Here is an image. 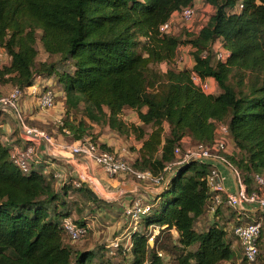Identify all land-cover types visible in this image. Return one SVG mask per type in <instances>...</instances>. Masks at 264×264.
Instances as JSON below:
<instances>
[{
	"label": "trees",
	"instance_id": "obj_1",
	"mask_svg": "<svg viewBox=\"0 0 264 264\" xmlns=\"http://www.w3.org/2000/svg\"><path fill=\"white\" fill-rule=\"evenodd\" d=\"M194 1L0 0V47L9 59L0 64V86L24 94L37 76L48 79L62 94L60 131L85 140L88 122L108 125L139 143L134 169L167 179V188L148 197L152 207L140 221L143 230L132 234L131 264H167L171 257L170 264H223L234 257L224 222L197 226L212 198L209 164L184 163L173 175L165 170L185 139L211 145L217 124H224L232 147L228 159L247 189H256L253 174L264 177V0H205L213 13L196 32L185 25V33L177 34L174 24L170 32H160ZM216 43L229 52L225 61L216 58ZM180 45L192 49L189 69L170 66ZM160 64L169 67L160 72ZM192 71L212 78L219 93L196 87ZM39 89L54 91L41 84ZM126 109L140 124L122 118ZM6 114L15 117L0 110V117ZM97 147L113 151L105 144ZM13 149L0 130V264H109V246L72 245L61 226L72 216L69 193L82 196L77 207H89L100 201L94 192L85 182L59 186L52 171H21L11 158ZM82 219L73 221L87 228ZM149 225L159 228L153 246ZM166 239L171 250L162 245Z\"/></svg>",
	"mask_w": 264,
	"mask_h": 264
},
{
	"label": "built area",
	"instance_id": "obj_2",
	"mask_svg": "<svg viewBox=\"0 0 264 264\" xmlns=\"http://www.w3.org/2000/svg\"><path fill=\"white\" fill-rule=\"evenodd\" d=\"M241 7L242 5H239V8ZM177 16L183 23L187 24L191 22L195 16L194 6L183 8ZM172 22L171 20L162 24L160 32H170L173 29ZM213 50L216 58L221 61H225L229 55V52L224 50L219 43L214 44ZM5 55L0 47V64L4 63L2 59ZM190 80L200 90L211 92L209 78H203L192 71ZM27 89L33 93H36L38 89V103L43 110L49 111L55 107V94L52 90L48 89L39 93V84L35 83V81ZM22 95L23 92L20 88L12 87L7 94L0 97V110H11L17 116L18 122L22 126L20 127V129L22 128L21 135L18 138L23 141L24 145L22 147H14L11 154L14 164L21 171L29 173L31 169H35L44 172V169L48 168L52 169L51 174L54 178L62 179L63 173L59 169H56L57 167L53 161V159H61V161H67L73 165L72 161L77 162L75 166L77 168L78 179L71 180L75 187H79L81 182L86 181L83 176L85 174L84 167L85 169H89L90 165H94V167L98 168L110 179L114 180L126 176L128 179L142 182L144 184L143 187L147 184L146 188L141 190L144 192H158V190L161 192L167 188V179L160 181L159 178L153 177L148 171L134 169L131 162H127L113 152L99 150L88 139L74 140L70 143L60 142L56 140L54 135L50 136L44 131L24 125V120L19 113V100ZM57 124L59 126L62 125V117L57 120ZM62 131L66 134L69 133L66 129ZM174 153L176 159L165 168L169 172V175L175 174V168L184 163L199 161L209 164L210 169L207 175V184L212 193V198L208 205V211L213 214L219 206L225 205L239 216L237 224L233 226L232 234L238 240L246 261L250 263L255 262L259 255L258 240L264 227V213L262 212L264 210V177L253 174L252 178L256 189L252 191L247 189L240 170L232 165L228 159V156L232 154V147L229 143L226 125L217 124L216 138L213 144L194 143L188 147L177 146L174 149ZM219 165H222L229 171L235 186L234 191H230L225 187L223 175L218 167ZM91 171H94V168ZM125 183L132 185L133 181L127 180ZM129 191L132 192V190H128L127 192ZM151 207V203L147 201L143 202L141 198L131 196L124 208V213L135 225L131 226V229L127 230L125 235L115 238L109 243L110 248L119 247L121 241L126 240L125 248L130 250L133 246L131 241L132 234L138 230L139 222L151 210ZM61 226L72 242L81 241L87 234V228L75 224L71 217H65L61 222ZM157 230L155 234L148 235L149 241H152L154 236L158 234V227ZM128 242L130 245L127 244Z\"/></svg>",
	"mask_w": 264,
	"mask_h": 264
},
{
	"label": "rangeland",
	"instance_id": "obj_3",
	"mask_svg": "<svg viewBox=\"0 0 264 264\" xmlns=\"http://www.w3.org/2000/svg\"><path fill=\"white\" fill-rule=\"evenodd\" d=\"M194 10H195V16L193 18V20L191 22H189V24H183L180 19H178V16L175 15L174 17H172V24H174V30L175 32H177V34H184L185 33V28L186 26H190L193 28V31L196 32L201 26L202 24L206 21V19L208 18V16H210L213 13V8L206 3L205 0H195L194 1ZM186 25V26H185ZM184 30V31H183ZM39 45H38V49H39ZM6 56V55H5ZM3 57V62L4 64H6L9 59L6 56ZM45 59L44 53L39 52L38 55V60H43ZM193 61L192 58V49L190 48V46L188 45H180L179 48L177 49L175 58L172 62V64L170 65L171 67H184V68H191V62ZM169 66L165 65V64H160L158 66H156V68L160 71L163 72L165 71ZM36 83V82H35ZM48 87L52 88L55 93V97H54V108L57 107V105L61 102H63L62 100V94H59V89L54 87L51 84H48ZM9 88L12 89L11 85H4V86H0V97H2L3 95H5L2 92H5V89ZM51 90V89H49ZM40 91V89H39ZM210 93L213 94H217L216 92L213 91L212 88H210ZM8 92H6L7 94ZM40 93V92H39ZM33 94V93H32ZM35 97H36V102L39 106L38 103V89L36 91ZM23 97V95L21 96V98ZM59 106V105H58ZM39 108H41L39 106ZM53 108V109H54ZM52 109V110H53ZM41 110H43L41 108ZM45 111V110H44ZM7 115V114H6ZM14 116V115H13ZM123 118L131 123L133 122L134 124H138V119L136 118V113L133 110H129L126 109L124 110L123 114H122ZM4 116H1L0 119V130L3 133V127L1 125L2 122L5 121ZM73 116H71L72 119ZM79 115L78 117H76L77 120H79ZM59 119V118H58ZM57 119V120H58ZM9 121L14 122L16 120V117H10L8 118ZM24 125L30 127V128H35L36 130L39 131H44L46 134L48 135H54L55 138L58 137V139H60L61 141L64 142H69V141H74L72 139V136L68 133H62V131H60L58 129L59 125L57 123L54 124H50L48 127L45 126H40L37 125L36 123H34L33 121L29 122V121H25L24 120ZM89 126V134L86 136V138H91L94 137L95 138V142L96 144H106V146L108 145L110 148L113 149V153L117 156L122 157L124 160H126L127 162H132L133 158L135 156V152L132 151L133 148L136 147V140L131 136V137H127L125 135H121L118 133V131H116L115 129H111L109 128L108 125L105 124H97V123H93V122H88L87 123ZM12 127H14V129L16 130L15 132L17 133V127L14 125H12ZM20 127H22L20 125ZM147 128V127H146ZM22 129V128H21ZM67 131V130H66ZM2 138H3V134H2ZM88 139V140H89ZM91 142H93L90 139ZM96 145V146H97ZM38 151H40V149H38ZM77 164V162H75ZM58 163L55 164V166L57 167L56 169H59L62 173H63V177L62 179H56V184L57 185H61V184H65L67 182H69L70 180H75L78 179V176L75 172V164L73 165L72 163ZM73 167H71V165ZM85 168V167H84ZM94 168V173L95 176L92 175L93 178L90 177L91 181H95L97 183V181L99 183H101L100 179L98 178L100 177H105L104 179H110L108 176H106L105 174H103L100 170H98V168L94 167V165H90L89 170L91 171ZM52 169H48L45 168L44 172H51ZM85 172V171H84ZM99 173V174H98ZM86 181H85V185L87 187H89L93 192L95 191V195L96 193L101 196V198L103 200L100 199L99 202L95 203V205H89V207H77L81 201H82V196H80L78 194V192L74 193V192H70V196L68 198V201L70 202V208L72 210V216L71 218L73 220H80V218H84L86 219V221L84 219L85 222H87V234L86 236L78 242H73L72 245L75 246H80V245H90V246H99V245H107L110 247L109 243H111L115 238H119L123 235H125V232L127 230L131 229V226L135 225L133 224L129 218L127 217V215L124 213V208L128 203L129 198H127L126 200L124 198H118L122 193L119 194V191L117 190V195L114 193H112L113 191L116 190V188L112 187V186H107L106 184H103V188L106 189L107 191H103L100 192V190H98V188H96L86 177H85ZM118 179L119 184L120 183H125L127 180L128 181H133L132 186H144V184L142 182H137L136 180H132V179H128V177L124 176V178H116ZM147 184H145L146 187ZM110 188V189H109ZM114 189V190H112ZM110 191V192H109ZM135 194H137L136 198H141L143 202H146L148 199H144L140 196L139 192H136ZM128 194L124 193V196H126ZM121 200V201H120ZM74 203V205L72 204ZM81 208V210L79 209ZM92 209V211H91ZM80 210V211H79ZM80 212V213H78ZM210 214V216L208 217V215ZM219 218L222 222L225 223V221L227 222V226H228V231L229 234L228 236L230 237V240L232 242V248L234 251V257L232 258L231 261H226L223 262V264H264V227L262 230V237L259 240V252H260V258H258L255 262L250 263L244 260L243 257V253L241 250V247L239 245V242L237 239L234 238L233 234H232V229L233 226L235 224H237L238 220L236 217V213L228 208V207H224L220 209V213H219ZM206 219L207 220H216V216H213V214L211 212H207L206 215L201 218L198 221V227L201 229L202 227L206 226ZM143 224L141 222H139L138 224V230H143ZM137 231V230H136ZM157 227L153 226V225H149L148 226V231L147 234L153 235L157 232ZM175 232L172 233V239L175 237ZM165 239V238H164ZM164 241V240H163ZM162 241V245L166 247L167 250H171V244L172 242H170L168 239H166V241L163 242ZM130 242V240H129ZM129 242L127 243L128 245ZM149 243H151L150 245L153 246V240L152 241H148ZM126 245V240L125 241H121L120 246L119 247H111V250L109 251V249H107L108 253L105 254V257H110V262L109 264H131L132 261V256L130 254V251L132 250V247L130 248V250L126 251L124 246ZM168 263L170 264L172 261V257L168 259ZM94 261L97 262V259L95 258Z\"/></svg>",
	"mask_w": 264,
	"mask_h": 264
},
{
	"label": "crops",
	"instance_id": "obj_4",
	"mask_svg": "<svg viewBox=\"0 0 264 264\" xmlns=\"http://www.w3.org/2000/svg\"><path fill=\"white\" fill-rule=\"evenodd\" d=\"M191 65H193V61L191 62ZM34 81L36 83H38L39 86H40V84H41V86H45V85H48L49 84L48 79H46L44 77H41V76H37L34 79ZM209 83H210L211 88L213 89V91L216 92V93H219V88H218L216 82L212 78L209 79ZM9 91H10V89L9 88H6L5 89V92H2V93L6 94V92H9ZM32 93L33 92H31L30 90L27 89L24 92L23 97L19 100V113L22 116L23 120H25L26 122L27 121H29V122L33 121L37 125H40L41 124L40 126H45V127H48L50 124L56 125L55 123H57V119L60 118V117H63V115H64L63 102L59 103L58 104L59 106L57 105V107L54 108L53 110L44 111V110H41V108H39V106H38V104L36 102L35 94L34 93L32 94ZM10 117L11 116H7L6 115V117H4L5 121L1 123V125L3 127L2 128L3 129V133H2L3 134V140L9 146H13V148L14 147H22L24 145V143H23L22 140H20V138H18L19 135H21V129H20V124L18 122L17 116L15 115L16 120L14 122L8 120V118H10ZM122 118H123V116H122ZM136 118H137V116H136ZM0 119H1V117H0ZM131 123H133V122H131ZM14 124L17 127V133L15 132L16 130L14 129V127H12V125H14ZM138 124H140L139 123V120H138ZM128 137H131V136H128ZM56 140L57 141H60V142H64V141H61L60 139H58V137H56ZM70 142H72V141H69V142H66V143H70ZM193 144L194 143H192L189 139H185L183 141L182 146L188 147V146H191ZM138 148H139V143L137 142L136 143V147L132 149V151L135 152V155H136V151L135 150H137ZM59 162L62 163V164H64V163H67V164L70 163V162L61 161V160ZM72 162L75 165H77L74 161H72ZM71 167H73V166L71 165ZM218 167H219V170H220L221 174L223 175L225 187L228 190H230V191H234L235 190V186L233 184V180H232V177H231L229 171L225 167H223L222 165H219ZM84 171H85V174H83V176L86 177L88 180H89V178H90L91 175H94L95 176V173L93 171H90L89 169H85L84 168ZM75 172L78 175L76 166H75ZM98 178L100 179L101 183H103V184H106L107 183V186L109 185V186H112V187L116 188V190L112 192L113 194L115 193L116 195L118 193L117 190L120 191L121 188L125 184H128V183H120L119 184L118 179H114V180L113 179H104L105 177L103 178V177H100V176ZM101 183H99L97 181V184H101ZM144 188H146V187H138V186H135L134 187V186H131L129 188H126V189H124L122 191L123 194H121L119 197H117V199L118 198H124L126 200L127 198H129V200H130L131 196H135V195L137 196V194H135L136 192H139L140 193V196L142 198L148 199V197H150V198L155 197L160 192L159 190H158V192H153L152 191L151 193H147V192L141 191ZM104 190L107 191L106 189H104ZM112 190H114V189H112ZM128 190H132V192H130V191L127 192ZM125 192L128 195L124 196V193ZM224 207H226V206L225 205H222L221 206V208H224ZM262 212L264 213V210H262ZM209 216H210V214L208 215V217ZM236 217H237V220H238L239 219V216L237 214H236ZM216 220H218V222H222L220 220L218 214L216 216ZM216 220H213V219L207 220L206 219V223L205 224L207 226V225L211 224L212 222H215ZM225 224L227 226V222L226 221H225ZM197 226H198V222H197ZM227 229H228V226H227ZM172 233H174V231H172ZM123 241H125V240H123Z\"/></svg>",
	"mask_w": 264,
	"mask_h": 264
},
{
	"label": "bare ground",
	"instance_id": "obj_5",
	"mask_svg": "<svg viewBox=\"0 0 264 264\" xmlns=\"http://www.w3.org/2000/svg\"><path fill=\"white\" fill-rule=\"evenodd\" d=\"M91 178H93L92 177V175L90 176ZM94 179V178H93ZM95 180V179H94ZM89 181L96 187V188H98V190H100V192H102V190L104 191V188H103V186H102V184H97L95 181H91V179L89 178ZM132 185H129V184H125L122 188H121V190L119 191V193H121L124 189H126V188H129V187H131ZM138 187H142V186H139V185H137Z\"/></svg>",
	"mask_w": 264,
	"mask_h": 264
},
{
	"label": "water",
	"instance_id": "obj_6",
	"mask_svg": "<svg viewBox=\"0 0 264 264\" xmlns=\"http://www.w3.org/2000/svg\"><path fill=\"white\" fill-rule=\"evenodd\" d=\"M57 160H61V159H57ZM144 192V191H143ZM145 192H147V193H151L150 191H145ZM94 193H95V191H94ZM153 194V193H152ZM96 196H97V198L100 200H103L102 198H101V196H99L97 193H96ZM157 196V195H156ZM151 244V243H150Z\"/></svg>",
	"mask_w": 264,
	"mask_h": 264
}]
</instances>
